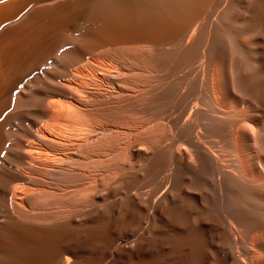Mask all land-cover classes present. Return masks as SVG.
<instances>
[{
	"label": "bare ground",
	"instance_id": "6f19581e",
	"mask_svg": "<svg viewBox=\"0 0 264 264\" xmlns=\"http://www.w3.org/2000/svg\"><path fill=\"white\" fill-rule=\"evenodd\" d=\"M0 264H264V0H0Z\"/></svg>",
	"mask_w": 264,
	"mask_h": 264
}]
</instances>
